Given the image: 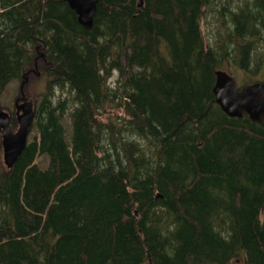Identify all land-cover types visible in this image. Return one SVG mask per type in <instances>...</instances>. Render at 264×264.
<instances>
[{
  "label": "trees",
  "instance_id": "obj_1",
  "mask_svg": "<svg viewBox=\"0 0 264 264\" xmlns=\"http://www.w3.org/2000/svg\"><path fill=\"white\" fill-rule=\"evenodd\" d=\"M37 69L0 264H264V122L213 93L264 82V0H0V98Z\"/></svg>",
  "mask_w": 264,
  "mask_h": 264
},
{
  "label": "water",
  "instance_id": "obj_2",
  "mask_svg": "<svg viewBox=\"0 0 264 264\" xmlns=\"http://www.w3.org/2000/svg\"><path fill=\"white\" fill-rule=\"evenodd\" d=\"M98 0H66L75 12L78 23L86 30L93 25V16ZM20 84V103L15 102L17 127L13 131L9 126L10 114L0 110V136L2 160L6 169H10L24 150L34 119L35 104L26 99L23 85ZM215 102L230 117H241L244 113L255 122H264V82L256 81L238 87L234 78L225 70L216 71L213 88Z\"/></svg>",
  "mask_w": 264,
  "mask_h": 264
},
{
  "label": "rangeland",
  "instance_id": "obj_3",
  "mask_svg": "<svg viewBox=\"0 0 264 264\" xmlns=\"http://www.w3.org/2000/svg\"><path fill=\"white\" fill-rule=\"evenodd\" d=\"M216 27H217L216 20L214 19L213 16L209 14L203 23V30L208 40H211ZM232 71L233 73H237L234 71V69H232ZM35 72H37V74ZM35 72L26 76V81L23 85V93L25 98L31 99L33 102L38 99V95L44 89V81L42 79L41 73L38 71V69ZM239 78L241 79L242 77ZM237 86L240 87L242 86V84H238ZM18 87H19V83H17L16 80L12 81L7 86V89L0 98V106L3 110L8 112V110L13 111L15 109L14 108L15 99L17 97H20L21 95ZM5 169L6 167L4 166L2 160V148H1V136H0V173H3Z\"/></svg>",
  "mask_w": 264,
  "mask_h": 264
},
{
  "label": "flooded vegetation",
  "instance_id": "obj_4",
  "mask_svg": "<svg viewBox=\"0 0 264 264\" xmlns=\"http://www.w3.org/2000/svg\"><path fill=\"white\" fill-rule=\"evenodd\" d=\"M19 98H20V97H17V98L15 99V102L17 101V103H20L21 100H19ZM15 102H14V108H15Z\"/></svg>",
  "mask_w": 264,
  "mask_h": 264
}]
</instances>
